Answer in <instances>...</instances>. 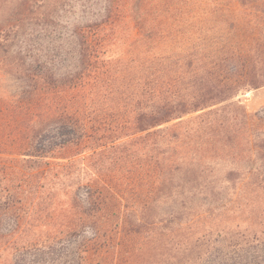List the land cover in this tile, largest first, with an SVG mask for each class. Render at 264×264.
Returning a JSON list of instances; mask_svg holds the SVG:
<instances>
[{"label": "trees", "instance_id": "16d2710c", "mask_svg": "<svg viewBox=\"0 0 264 264\" xmlns=\"http://www.w3.org/2000/svg\"><path fill=\"white\" fill-rule=\"evenodd\" d=\"M252 1L260 6L244 8L241 22L233 25L236 31L227 34L213 32L222 31L223 24L205 26L202 11L189 5L182 26L177 18L170 22L177 49L173 69L166 75H154L153 71L138 77L135 91L123 92L119 98L123 102L120 109L125 112L107 113L108 104L103 107L94 98L79 94L98 68L102 43L97 26L74 28L76 66L71 73L56 75L52 59L45 57L56 47L40 43L42 32L56 23L59 0H0V53L13 52L23 43L10 65L18 78L26 79L22 91L45 92L46 123L53 122L44 132L31 135L27 140L31 148L25 154L44 158L65 148L76 149L68 161L58 164L59 173L71 176L75 185L74 212L63 227L47 229L41 241L30 239L28 244L15 247L12 264H52L62 253L60 246L71 242L76 246L71 253L81 262L95 247L99 252L103 242L113 241L112 230L119 223L147 231L165 217L176 227L196 222L194 199L199 198L201 205L215 203L207 199L215 187L204 175L211 161L238 162L227 171V182H239L246 175L254 184L251 190L258 189V183L264 185V109L247 114L226 111L232 101L220 105L242 90L264 85V0ZM93 82L99 83L101 97L107 100L110 83L99 76ZM194 113L193 118L186 119ZM185 119L186 126L176 129ZM164 135L172 149L163 147ZM2 168L0 233L11 235L22 227L21 212L27 204L26 211L36 213L46 208L52 196L38 203L27 195L16 198V192L2 186ZM181 172L182 177L174 182ZM146 176L153 178L152 192L137 198L133 189L145 182ZM118 197L124 199V210L114 218V212L107 213L105 206ZM32 204L40 207L36 210ZM153 207L165 210L156 218ZM45 219L52 216L45 215ZM257 258L244 254L237 264H258Z\"/></svg>", "mask_w": 264, "mask_h": 264}, {"label": "rangeland", "instance_id": "374dc122", "mask_svg": "<svg viewBox=\"0 0 264 264\" xmlns=\"http://www.w3.org/2000/svg\"><path fill=\"white\" fill-rule=\"evenodd\" d=\"M189 5L202 11L205 26L212 28L213 25L218 26L217 23L223 24L225 28L222 31L212 29L216 34L235 32L233 25L241 22L244 8L260 6L252 0H59L56 23L47 32H42L44 36L40 44L56 47L45 56L52 59L50 64L56 75L71 73L77 60L73 51L74 28L82 29L87 24L97 26L102 43L98 48V68L79 94L94 98L103 107L108 104L107 113L115 110L125 112L120 109L123 102L119 98L123 92L135 91L138 77L150 75L153 71L154 75L157 72L166 75L173 69L177 49L172 42L170 22L177 18L182 26ZM21 44L16 45L13 52L0 53V167L5 168L1 173L4 176L2 186L16 192V198L27 195L36 203L50 195L52 198L43 210H38L39 204H32L38 210L36 213L27 212V204L21 212L22 227L11 235L0 233V264H12L15 247L28 244L30 239L41 241L47 229L63 227L71 216L70 212H74L72 189L75 185L71 176L59 173L58 164L68 161L76 149L65 148L52 157L44 158L25 154L31 148L27 144L31 135L44 132L53 122L46 123L45 92L41 90L31 94L27 90L22 91L26 79L18 78V72L10 65L16 51L22 48ZM98 76L110 83L111 93L107 100L101 97L99 83L93 82ZM231 101L233 104L226 111L259 112L264 109V85L242 90L235 98L220 105ZM196 114L188 115L186 119ZM186 119L176 129L182 130ZM32 122H35L33 126ZM165 137L167 135L162 138L163 147L172 149ZM215 162L211 161L204 173L205 181L211 180L215 187L213 196L207 199L215 203L201 205L199 198L194 199L192 206L196 222L176 227L165 217L164 221L154 223L147 231L145 227L119 223L112 230L113 241L109 244L103 242L99 252L95 247L87 254V259L77 262L75 253H71V250H76L75 244L63 243L61 255L52 264H237L244 254L252 258L257 255L258 264H264V251H259L264 250V185L258 183L259 188L251 190L254 184L246 175L239 182H227V171L238 162L230 159ZM239 174L242 176L244 170ZM178 176L182 177V172L174 182L178 181ZM145 180L133 189L137 198L152 192L153 178L146 176ZM123 196L126 198V194ZM123 205V198H114L107 201L105 211L114 212L113 217L117 218L119 215L116 213L123 212ZM164 210L165 207H153V216L157 218ZM183 211L186 214L188 210ZM45 215L52 216V219H45ZM253 235L257 238L254 239Z\"/></svg>", "mask_w": 264, "mask_h": 264}]
</instances>
